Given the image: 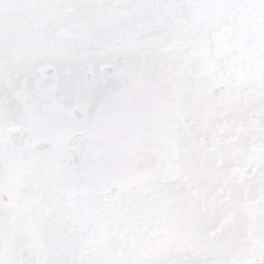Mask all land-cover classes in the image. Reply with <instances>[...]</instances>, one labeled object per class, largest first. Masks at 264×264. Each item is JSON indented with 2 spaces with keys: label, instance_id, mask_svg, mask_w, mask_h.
Masks as SVG:
<instances>
[{
  "label": "snow or ice",
  "instance_id": "6c2138e0",
  "mask_svg": "<svg viewBox=\"0 0 264 264\" xmlns=\"http://www.w3.org/2000/svg\"><path fill=\"white\" fill-rule=\"evenodd\" d=\"M0 264H264V0H0Z\"/></svg>",
  "mask_w": 264,
  "mask_h": 264
}]
</instances>
